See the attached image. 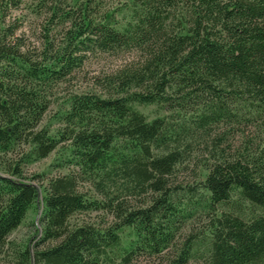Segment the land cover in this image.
Instances as JSON below:
<instances>
[{
    "label": "trees",
    "instance_id": "trees-1",
    "mask_svg": "<svg viewBox=\"0 0 264 264\" xmlns=\"http://www.w3.org/2000/svg\"><path fill=\"white\" fill-rule=\"evenodd\" d=\"M0 0V256L7 264H264V0H36L31 42ZM128 62L71 93L42 121L55 85L96 52ZM163 111L152 119L137 106ZM192 183L178 179L195 145ZM199 145V144H198ZM56 152L68 174L26 176ZM195 173V172H194ZM87 184V189L82 187ZM31 208L39 228L9 240ZM101 212L104 223L71 224Z\"/></svg>",
    "mask_w": 264,
    "mask_h": 264
},
{
    "label": "rangeland",
    "instance_id": "rangeland-1",
    "mask_svg": "<svg viewBox=\"0 0 264 264\" xmlns=\"http://www.w3.org/2000/svg\"><path fill=\"white\" fill-rule=\"evenodd\" d=\"M35 2L36 0H24L21 8L14 12L16 16H20V20L22 21V31L25 33V37L31 42H37V40L41 38L42 26L44 25L43 16L36 15L31 11ZM135 54L136 53L133 51H126L118 52L116 54L96 52L95 54L90 55L83 67L76 71L69 80L58 83L54 86L52 97L50 98L51 103L44 115L42 125L54 130L59 125L56 121V115L60 109V104H62L69 94L85 91L100 92L101 89L95 84V82L101 79L104 75L111 73L118 66L128 62ZM137 109L149 119H152L159 113H163V111H160V109L154 105L137 106ZM198 144L194 146L195 150L191 161L188 163V167L179 170L178 179L182 182L186 181L192 183L194 179H196L195 175L197 172L204 174V171L199 164L205 158L206 150L202 143ZM22 171L26 176L44 173L45 177L49 178L51 176L68 174L72 171V168L66 165L56 152H52L44 159L28 165H23ZM82 187L87 189V184L83 183ZM39 212L40 210L31 208L19 227L11 233L9 240L20 247L30 239L35 233V228L40 227L38 222ZM107 220L109 221L108 216L101 212H89L73 215L70 219V223L73 225L82 222L97 224L104 223ZM204 227V220H194L187 224L182 233L177 235L174 243L165 250L159 258H146L140 256L134 259L130 264L166 263L167 260L173 258L177 247L181 245L189 231L198 232L199 230L204 229ZM8 256L9 255H1L0 264H7ZM189 264H199V262L191 260Z\"/></svg>",
    "mask_w": 264,
    "mask_h": 264
}]
</instances>
